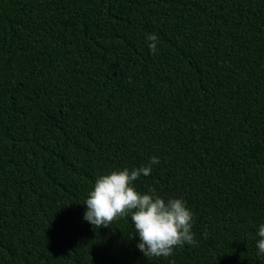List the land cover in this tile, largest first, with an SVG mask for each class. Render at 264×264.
I'll return each mask as SVG.
<instances>
[{"label":"trees","instance_id":"obj_1","mask_svg":"<svg viewBox=\"0 0 264 264\" xmlns=\"http://www.w3.org/2000/svg\"><path fill=\"white\" fill-rule=\"evenodd\" d=\"M151 156L136 190L193 213L167 257L82 219ZM261 221L264 0H0V264H264Z\"/></svg>","mask_w":264,"mask_h":264},{"label":"clouds","instance_id":"obj_2","mask_svg":"<svg viewBox=\"0 0 264 264\" xmlns=\"http://www.w3.org/2000/svg\"><path fill=\"white\" fill-rule=\"evenodd\" d=\"M146 39L149 52L157 53L156 35L148 34ZM158 163L159 158L151 156L145 165L98 174L83 200L82 219L94 228L127 216L132 229L128 235H135V247L145 257H167L175 247L196 243L193 213L182 198H165L151 188L141 192L134 187L133 182L148 176ZM255 236L256 253L264 255V221L256 225Z\"/></svg>","mask_w":264,"mask_h":264}]
</instances>
